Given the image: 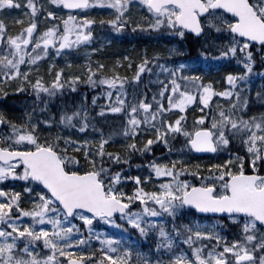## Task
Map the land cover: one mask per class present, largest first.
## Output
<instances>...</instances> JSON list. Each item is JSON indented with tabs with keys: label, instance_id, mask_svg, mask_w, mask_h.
<instances>
[{
	"label": "snow or ice",
	"instance_id": "6c2138e0",
	"mask_svg": "<svg viewBox=\"0 0 264 264\" xmlns=\"http://www.w3.org/2000/svg\"><path fill=\"white\" fill-rule=\"evenodd\" d=\"M96 26L200 46L108 64ZM210 61L234 62L226 86ZM81 85L91 107L52 111ZM0 86L31 97L0 111V264H264V0H0Z\"/></svg>",
	"mask_w": 264,
	"mask_h": 264
},
{
	"label": "rangeland",
	"instance_id": "374dc122",
	"mask_svg": "<svg viewBox=\"0 0 264 264\" xmlns=\"http://www.w3.org/2000/svg\"><path fill=\"white\" fill-rule=\"evenodd\" d=\"M65 15L67 14V11H65L64 13ZM88 15H90L93 18L96 19H100L104 16H106V13L103 12H97V11H92V12H88ZM140 10L137 8L133 11V16H137L140 15ZM43 23H47L46 21ZM94 36L96 37V39H94L92 41V47H98L101 43L105 44V47L103 49V51L108 50L109 47H112L114 50L119 49L118 46V42H123V47H122V54L123 52L126 53L127 50H130V48L132 49V53L138 51L139 52V57L146 51L149 55H152L154 52H160L163 56V59L159 62H171V63H176V62H180V61H186L189 58H193L191 56V51L190 49L187 47V43L185 40H181L179 37L176 38H171L170 37V42L168 44L165 43V41L160 42L159 39H156L154 37V34L152 32H143V33H133V32H127L125 34L122 35H118L115 33L110 32V30L107 27H101V26H96L94 28ZM105 38H107V40L111 41V44H108L107 41L105 40ZM123 38H127V43H125V40ZM139 39L146 41V42H140L139 43ZM170 48H175L177 50V53L169 56L168 55V50ZM179 53H183L182 55ZM99 54V53H97ZM95 55V54H93ZM92 55V56H93ZM92 58V57H91ZM65 59L68 60H72L74 65H82L83 61L85 60V57L80 54L79 56H68V57H57L56 58V62L58 61H64ZM47 61H45L46 63ZM45 64L41 65V73L43 74L45 71ZM213 70L210 71L211 69V65H209L208 63L202 64L201 66H199V73L200 75L203 77V79L205 81L211 80L214 83V86L217 87H222V86H226L225 85V81L223 79L225 73L227 71H233L235 70L234 68V62L232 65L226 64L223 61L221 62H213ZM126 75L131 76L133 73V69H126L124 68ZM207 73V75L205 74ZM145 77V80L147 79V74H143ZM256 84H259V81L257 80L255 82ZM2 87V86H0ZM152 87L154 88L155 85H152ZM9 90L7 87L4 88V91ZM10 93H12V91H10ZM14 94H19V93H14ZM26 96H28L27 94H25ZM25 104H24V110L25 108L28 106V104L31 103V97L28 96V98L25 99ZM87 102V101H86ZM253 108L258 110L259 109V104L253 105ZM8 113H10L13 116H19L22 114V111H18V113L15 111V107H9L8 109H6ZM189 120H191V114L189 116ZM116 147H119V145L122 143L120 141L116 142ZM162 147V146H160ZM164 149V148H163ZM163 151V150H162ZM194 155L191 156V159H193ZM220 158H227L225 156L223 157H217L215 156V159H217L216 161L218 162V160ZM194 160V159H193ZM201 162V161H200ZM202 162H210V159H204ZM129 163L132 165L131 171L128 172L129 175H137L139 174L136 165L138 164H144L145 163V159L142 158L139 154H136L134 156H132L131 160L129 161ZM131 183H129V185L127 187H131ZM78 223V221H77ZM151 239V238H150ZM141 247H146L147 245L145 244V242H141Z\"/></svg>",
	"mask_w": 264,
	"mask_h": 264
},
{
	"label": "trees",
	"instance_id": "16d2710c",
	"mask_svg": "<svg viewBox=\"0 0 264 264\" xmlns=\"http://www.w3.org/2000/svg\"><path fill=\"white\" fill-rule=\"evenodd\" d=\"M193 41H194V40H189L188 43H189V45H190L191 54L194 55V56H196V55H197V49L199 48L200 45H199V44H195V43H193ZM111 52H112V51H111ZM117 53H119V52H118V51H113V53H110V54H108L107 56H105V55L100 56L99 59L105 61V62L108 63V64H111V63L114 61V59H115V55L117 56ZM129 57H130V58H133V59H138V58H139V52L136 51V52L132 53ZM211 69H213V67H211ZM87 90H88V93H87ZM83 92H86V93H87L88 104H89L90 107H91V97H92V95H93V90L90 89V88H88V89H83V90H82V93H83ZM77 99L79 100L78 97H77ZM11 100H12V99H11ZM21 102H22V101H20V100H19V101H18V100H12V101L10 102V105H11V107H15V109H16L17 107L22 106ZM64 103H65L64 106H70V99H69V97L65 100ZM99 103H100V101L98 100L97 104H99ZM57 104H58V106H63L61 103H59V101H57ZM16 106H17V107H16ZM56 111H57V110H56ZM95 112H98V107H95V111L93 112V115H95ZM118 141L122 142L121 140L117 139L116 142H118ZM116 144H117V143H116ZM162 150H163V151H162ZM154 152H156L158 155H159V154H164V153H165V149H163V146H162V147L158 146V147H155V148H154ZM225 157H226V155H225ZM206 158H208V157H195V158H193V159L202 162V160H204V159H206ZM210 160H211L212 162H217V161H216L217 159H215V157L210 158Z\"/></svg>",
	"mask_w": 264,
	"mask_h": 264
},
{
	"label": "water",
	"instance_id": "95a60500",
	"mask_svg": "<svg viewBox=\"0 0 264 264\" xmlns=\"http://www.w3.org/2000/svg\"><path fill=\"white\" fill-rule=\"evenodd\" d=\"M197 154H199V153H197ZM208 154H211V153H208Z\"/></svg>",
	"mask_w": 264,
	"mask_h": 264
}]
</instances>
